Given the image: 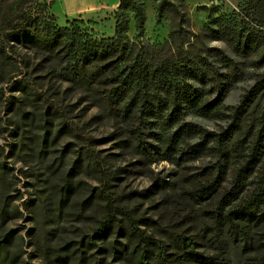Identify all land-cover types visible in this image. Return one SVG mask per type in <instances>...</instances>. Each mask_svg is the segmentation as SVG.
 Segmentation results:
<instances>
[{
    "label": "rangeland",
    "instance_id": "374dc122",
    "mask_svg": "<svg viewBox=\"0 0 264 264\" xmlns=\"http://www.w3.org/2000/svg\"><path fill=\"white\" fill-rule=\"evenodd\" d=\"M84 1L53 0L50 5L46 0H39L42 6L46 4L47 16L51 7L60 26L80 14L76 24L84 33L97 39L112 35L121 11L111 10L120 0H90L91 6H97L99 11L86 13L82 9ZM255 1L181 2L192 32L198 33L207 21L224 17L245 34L258 28ZM134 2L140 3L144 13V31L135 38L133 13L125 10L129 39L155 47L162 44L170 30V18L162 17L156 22L155 0H127V3ZM201 44L221 50L230 63L226 66L208 52L207 61L216 73L208 74L207 84L199 86L203 101L216 98L222 88L229 87L227 80H230L234 81L233 85L227 92L221 91L222 101L225 105L236 104L253 85L255 76L264 73V65L256 63L254 55L241 57L220 40L202 39ZM15 49L14 61L18 64L22 59L20 70L35 91L28 89L32 95L29 100L22 88L9 89V85L4 84L7 89L0 99L3 131L0 134V177L6 181L2 194L9 209L0 225V240L4 236L10 238V264H76L77 261L79 264H139L128 250L123 252L125 237L115 233V229L106 238L94 236V245H87L103 215L105 202L97 194L103 184H107V192L118 198L119 206L135 220L141 234L152 238L154 245L148 246L146 264H156L160 251L163 256L166 253V259L171 262L175 256L176 236L194 242V251L205 258L203 264H253L263 257L264 220L255 224L235 216H229L231 220H228V212L239 209L255 191L257 168L242 183L234 200H220L230 187L228 179L219 182L215 192L203 196L196 189L215 174H201V169L209 167L213 158L163 160L159 154L162 149L154 153V149L147 146L153 147L155 142L142 128L145 148H136L137 141L131 133L137 125L135 119L102 110L98 98L102 91L96 94L80 81L68 80L56 54L57 48L53 53L23 45ZM5 98L11 103L5 104ZM263 105L264 88L256 94L239 122L237 152L231 157L228 169H235L249 152L248 143L255 136L256 120ZM184 120L215 132L229 123V119L202 117L190 111L185 112ZM45 129L50 137L41 147L39 139ZM195 140V137L184 138L183 147ZM260 145L262 161L264 140ZM88 152L94 153L107 179L93 164H87L84 156ZM54 160V166H50ZM62 186L65 189L61 190ZM91 188H96L92 198L82 204L81 199L89 197ZM262 189L264 191V186ZM25 200L30 201L27 208L22 206ZM17 208L21 216L17 215ZM260 211L261 206L252 209L257 218ZM118 218L124 219L121 215ZM115 239L118 241L114 242ZM76 248H79L77 252Z\"/></svg>",
    "mask_w": 264,
    "mask_h": 264
},
{
    "label": "trees",
    "instance_id": "16d2710c",
    "mask_svg": "<svg viewBox=\"0 0 264 264\" xmlns=\"http://www.w3.org/2000/svg\"><path fill=\"white\" fill-rule=\"evenodd\" d=\"M46 1L52 5L53 0ZM181 1L155 0L156 22L162 17H169L171 22L167 39L155 47L140 41L132 42L128 37L129 20L125 10L133 13L134 30L137 33L135 38L142 36L144 31L145 16L137 2L127 3V0H120L113 10L116 13L121 11L117 15L113 34L97 39L79 28L76 24L78 18L67 19L66 25L60 26L54 15H46V4L42 6L39 0H0V99H3L8 85L9 89L22 88L29 100L32 95L28 89L35 91L20 70L22 59L18 60V64L14 61L15 48L18 45L40 48L50 53L57 48L56 54L68 80L80 81L96 94L102 91L98 97L102 110L112 111L115 116L122 118L131 116L135 119L137 125L131 133L137 141L136 148H145L142 128L155 142L153 147L150 144L147 146L154 149V153L162 149L159 154L163 160L177 162L202 156L214 159L209 167L201 169V174L214 173L215 176L200 185L196 189L197 193L207 196L217 190L219 182L228 179L230 187L221 195L220 200H234L242 183L257 168L255 191L248 202L239 209L228 212V220H231L229 216H235L254 224L261 222L264 220V160L260 161V144L264 140V105L256 120L257 130L248 143L249 152L245 159L235 169H228V163L237 152L239 122L256 94L264 88V73L255 76L253 85L234 105L223 104L221 94L227 92L234 81L227 80L229 87L222 88L216 98L206 102L203 101L199 86L207 84L208 74L216 73L211 62L207 61L208 52L217 60L225 62L224 65L230 64L221 50L202 45V39L220 40L230 45L241 57L254 55L256 63L264 65V0H256L254 3L258 28L245 34L224 17L207 21L202 24L198 33L192 32ZM4 84L7 86L3 87ZM93 97L97 98L94 95ZM7 103L10 104L11 100L5 98V104ZM188 111L202 117L229 119V123L222 129L219 128L218 132L203 129L194 122L184 120L185 112ZM2 132L0 127V134ZM48 135L49 132L45 129L39 139L41 147L48 141ZM189 137H195L196 140L183 147L182 140ZM84 158L88 165L93 164L104 179H107L106 172L99 165L94 153L88 152ZM55 162L56 160L49 165L54 166ZM4 184L6 181L0 177V225L9 213L2 194L5 190ZM103 185L102 190L97 189L98 197L105 202L102 207L103 215L87 245H94V236L106 238L115 229V233L125 237L123 252L127 253L128 250L133 260L135 258L139 264H146L148 246L154 245L152 238L141 234L135 220L119 206L118 198L107 192V184ZM62 189L65 187L62 186ZM94 190L96 188H91L89 197L81 199L82 204L92 198ZM29 203L30 201L25 200L22 206L27 208ZM259 206L261 213L257 218L252 209H258ZM15 211L17 215H22L19 208ZM118 215L124 219L118 218ZM9 240L8 236L0 240V264H10L12 255ZM173 243L176 249L173 260L170 262L166 259V253L163 256L160 251L158 257L154 258L156 264L205 262V258L194 251V242L190 239L176 236ZM77 249L79 248L74 250L77 252ZM253 264H264V255Z\"/></svg>",
    "mask_w": 264,
    "mask_h": 264
},
{
    "label": "crops",
    "instance_id": "0c3cea01",
    "mask_svg": "<svg viewBox=\"0 0 264 264\" xmlns=\"http://www.w3.org/2000/svg\"><path fill=\"white\" fill-rule=\"evenodd\" d=\"M91 1L90 0H85L84 1V3H82L83 4V6H82V9H83V12L85 11V13L86 12H98L99 10V8L97 7V6H91ZM114 10V9H113ZM113 10H111V11H113ZM50 13L52 14V15H54L52 12H51V7H50ZM76 14V13H75ZM55 16V15H54ZM76 17H72V18H79L78 16H80V14H77V15H75ZM72 18H69V19H72Z\"/></svg>",
    "mask_w": 264,
    "mask_h": 264
}]
</instances>
